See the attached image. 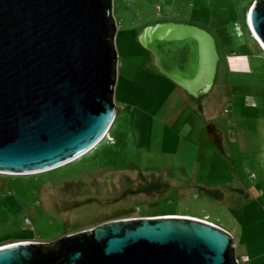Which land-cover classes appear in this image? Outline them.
I'll list each match as a JSON object with an SVG mask.
<instances>
[{
  "label": "rangeland",
  "instance_id": "1",
  "mask_svg": "<svg viewBox=\"0 0 264 264\" xmlns=\"http://www.w3.org/2000/svg\"><path fill=\"white\" fill-rule=\"evenodd\" d=\"M254 1L112 0L119 22L114 96L124 100L110 131L114 140L49 171L0 173V247L17 240L54 243L113 218L180 213L226 228L236 254L264 264V47L249 26ZM166 21L208 30L220 55L213 87L192 99L199 108L195 122L181 130L191 131L195 147L207 145L188 173L175 166L173 155L160 156L170 128L154 117L137 122L146 103L140 97L150 88L147 76L160 73L138 37ZM126 78L133 88H124ZM157 96L159 104L165 95ZM209 124L222 131V149L210 141ZM170 172H176L173 179Z\"/></svg>",
  "mask_w": 264,
  "mask_h": 264
},
{
  "label": "water",
  "instance_id": "2",
  "mask_svg": "<svg viewBox=\"0 0 264 264\" xmlns=\"http://www.w3.org/2000/svg\"><path fill=\"white\" fill-rule=\"evenodd\" d=\"M249 26L264 45V0L254 1ZM117 30L112 0H0L1 174L58 168L106 136L116 115ZM138 41L189 96L213 87L220 55L208 30L166 21ZM206 130L222 149V131ZM235 248L229 232L206 220L128 217L54 243L1 246L0 264H237Z\"/></svg>",
  "mask_w": 264,
  "mask_h": 264
},
{
  "label": "crops",
  "instance_id": "3",
  "mask_svg": "<svg viewBox=\"0 0 264 264\" xmlns=\"http://www.w3.org/2000/svg\"><path fill=\"white\" fill-rule=\"evenodd\" d=\"M147 77L151 80L148 82L147 85L150 88H148L147 91H144V93L142 94L143 97H140L141 102L145 101L146 103H145V108L139 109V112L136 113V115L140 118L139 121H137L138 125L141 126L143 125V122H145L144 121L145 119H147V122H149V117L150 118L154 117L156 121L165 125V128L169 127L170 129H167L169 130V133L164 134L163 136L164 140L162 142L163 147L165 145L168 148H164L161 151L160 156L163 159V157H165L166 155L168 156L173 155L172 158L175 166L179 167L180 169L183 168L184 171L188 173L186 168L190 167V171H192V168L195 169V165L200 159V157L204 158L206 155L205 152H202V150H204V148H206L207 145H205V147L203 148L202 143L201 142L198 143L199 144L198 146L201 149V154H200V150H198V146L195 147V145L192 144V142L190 141L191 131H189L187 136L181 134L182 129L187 130V126L190 123V121L195 122L194 116H196V112L199 110V108L197 107V105L193 103L190 96L184 90H182L180 87H178L176 84H174L171 80L166 78L161 73H149ZM118 82L119 83L122 82L121 77L119 78ZM124 83H125L124 88L127 90L132 86V83L131 81H129V78ZM157 94L165 95V98L159 104L158 103L156 104V98L158 97ZM117 97H118L117 95L114 96V102L116 105L115 117L116 116L118 117L120 108L121 106H123L122 103L124 101L123 99L121 100L120 98ZM151 114L153 116H151ZM192 131L193 133L196 132L194 126H192ZM109 134L110 137L113 138L112 134L111 133ZM178 134L180 136L178 137L177 140ZM196 135L198 137L200 135L199 139L202 141L203 136L201 137V134H197V133ZM170 173L172 174L170 178L173 179L175 177L174 174L176 172L175 173L170 172ZM165 214L172 216H186V217L199 218L217 225L214 221L207 220L199 216L184 215L180 213H169V214L165 213ZM217 226L226 230L233 236V234L226 228L220 225Z\"/></svg>",
  "mask_w": 264,
  "mask_h": 264
},
{
  "label": "built area",
  "instance_id": "4",
  "mask_svg": "<svg viewBox=\"0 0 264 264\" xmlns=\"http://www.w3.org/2000/svg\"><path fill=\"white\" fill-rule=\"evenodd\" d=\"M116 26H117V29H118L119 22H118L117 19H116ZM235 260L237 261V264H248L249 258H248V256H239L238 254L235 253Z\"/></svg>",
  "mask_w": 264,
  "mask_h": 264
},
{
  "label": "trees",
  "instance_id": "5",
  "mask_svg": "<svg viewBox=\"0 0 264 264\" xmlns=\"http://www.w3.org/2000/svg\"><path fill=\"white\" fill-rule=\"evenodd\" d=\"M190 98H191V99H194V100H195V99H198V98H194V97H191V96H190ZM116 117H117V116H116ZM116 117H115V119H114V121H113V123H112V125H111V127H110V129H109V131H108V133H107L108 135L106 134V136H105V137H104L99 143H101V142H102L104 139H106V138H107L108 140H110L111 142L113 141V138L110 137V134H109V133H110V131L112 130V128H113V126H114V124H115V122H116V119H117ZM99 143H98V144H99ZM98 144H97V145H98ZM97 145H96V146H97ZM96 146H95V147H96ZM95 147H94V148H95ZM94 148H93V149H94ZM91 150H92V149H91ZM91 150H90V151H91ZM88 152H89V151H88ZM184 215H190V214H184ZM201 218H202V217H201ZM17 241H20V240H17ZM234 253H236V248L233 250V253H232V254H234Z\"/></svg>",
  "mask_w": 264,
  "mask_h": 264
},
{
  "label": "bare ground",
  "instance_id": "6",
  "mask_svg": "<svg viewBox=\"0 0 264 264\" xmlns=\"http://www.w3.org/2000/svg\"><path fill=\"white\" fill-rule=\"evenodd\" d=\"M258 41L261 43V41L258 39ZM261 45L262 46H264L262 43H261ZM0 173H2V172H0ZM9 174H11V173H9ZM20 174V173H19ZM21 175H24L23 173H21Z\"/></svg>",
  "mask_w": 264,
  "mask_h": 264
},
{
  "label": "flooded vegetation",
  "instance_id": "7",
  "mask_svg": "<svg viewBox=\"0 0 264 264\" xmlns=\"http://www.w3.org/2000/svg\"><path fill=\"white\" fill-rule=\"evenodd\" d=\"M111 201H113V200H111ZM113 219H118V218H113ZM109 220H112V219H109ZM108 221V220H107ZM103 222H105V221H103Z\"/></svg>",
  "mask_w": 264,
  "mask_h": 264
}]
</instances>
